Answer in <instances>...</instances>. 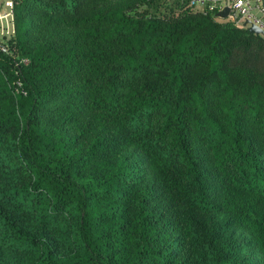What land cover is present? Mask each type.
Here are the masks:
<instances>
[{
	"label": "trees",
	"instance_id": "1",
	"mask_svg": "<svg viewBox=\"0 0 264 264\" xmlns=\"http://www.w3.org/2000/svg\"><path fill=\"white\" fill-rule=\"evenodd\" d=\"M188 1L13 0L0 231L18 264H264V37Z\"/></svg>",
	"mask_w": 264,
	"mask_h": 264
},
{
	"label": "built area",
	"instance_id": "2",
	"mask_svg": "<svg viewBox=\"0 0 264 264\" xmlns=\"http://www.w3.org/2000/svg\"><path fill=\"white\" fill-rule=\"evenodd\" d=\"M188 5L215 13L228 7V19L235 25L243 26L244 21L249 20L264 30V0H189ZM255 10L260 14H255ZM13 18V0H0V49L6 53L9 51L6 38L15 32ZM20 85L18 83V87Z\"/></svg>",
	"mask_w": 264,
	"mask_h": 264
},
{
	"label": "rangeland",
	"instance_id": "3",
	"mask_svg": "<svg viewBox=\"0 0 264 264\" xmlns=\"http://www.w3.org/2000/svg\"><path fill=\"white\" fill-rule=\"evenodd\" d=\"M148 1L150 0H106V2L103 3L100 8L101 10H106L114 6H121L125 9H130L132 12H143L147 9H151V5ZM186 7L200 9V7L198 6H190L188 4ZM7 40L8 38H6V41ZM9 239V236L5 235L2 231H0V264H18L20 260L27 256L26 252L17 249L15 245L10 244ZM243 255L254 256V251L245 249L243 251Z\"/></svg>",
	"mask_w": 264,
	"mask_h": 264
},
{
	"label": "water",
	"instance_id": "4",
	"mask_svg": "<svg viewBox=\"0 0 264 264\" xmlns=\"http://www.w3.org/2000/svg\"><path fill=\"white\" fill-rule=\"evenodd\" d=\"M228 14H229V8L228 7H225L222 10L216 12V15L221 17V18L228 17ZM243 26L247 27L249 32L257 34V35H262L264 37V30L261 27L250 22L249 20L244 21Z\"/></svg>",
	"mask_w": 264,
	"mask_h": 264
},
{
	"label": "crops",
	"instance_id": "5",
	"mask_svg": "<svg viewBox=\"0 0 264 264\" xmlns=\"http://www.w3.org/2000/svg\"><path fill=\"white\" fill-rule=\"evenodd\" d=\"M254 13H255V14H260L258 10H255Z\"/></svg>",
	"mask_w": 264,
	"mask_h": 264
}]
</instances>
